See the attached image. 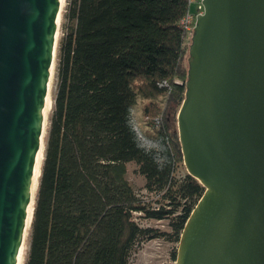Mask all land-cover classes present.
<instances>
[{
  "label": "trees",
  "instance_id": "obj_1",
  "mask_svg": "<svg viewBox=\"0 0 264 264\" xmlns=\"http://www.w3.org/2000/svg\"><path fill=\"white\" fill-rule=\"evenodd\" d=\"M186 8V0H66L23 264H130L146 237L173 241L175 261L204 190L177 173L190 41L178 21ZM137 95L154 129L147 141L132 119ZM128 162L152 201L126 178ZM135 212L167 220L169 231L141 227Z\"/></svg>",
  "mask_w": 264,
  "mask_h": 264
},
{
  "label": "water",
  "instance_id": "obj_2",
  "mask_svg": "<svg viewBox=\"0 0 264 264\" xmlns=\"http://www.w3.org/2000/svg\"><path fill=\"white\" fill-rule=\"evenodd\" d=\"M61 0H0V264L23 241ZM176 130L204 187L174 264H264V0H202Z\"/></svg>",
  "mask_w": 264,
  "mask_h": 264
},
{
  "label": "rangeland",
  "instance_id": "obj_3",
  "mask_svg": "<svg viewBox=\"0 0 264 264\" xmlns=\"http://www.w3.org/2000/svg\"><path fill=\"white\" fill-rule=\"evenodd\" d=\"M66 5V0H61L60 2V11L59 19L57 26L56 40H58L61 35V22ZM57 46V41H56ZM56 54V52H55ZM56 58H54L53 63V72L51 78V84L49 89V100L47 110L45 112V130L47 127V117L52 107V97L55 91V63ZM144 100L137 95L135 103L131 106V113L134 126L139 133V135L145 140H149L154 136V129L150 125V118L144 117L142 113V105ZM41 153H43V147L41 148ZM186 171L183 163L177 169V173H182ZM126 178L134 188L136 194L144 199L151 200L153 198L152 194H148L144 189V178L136 171V165L134 162H128L126 164ZM134 220L138 222L141 227L151 228L155 231H169L168 222L165 219L156 220L145 218L139 213H133ZM28 245V236L26 237L25 249L22 256V264L26 254V249ZM176 244L173 241L164 239L161 237H146L140 239L131 249L129 254V263L130 264H174L172 260V251L175 248Z\"/></svg>",
  "mask_w": 264,
  "mask_h": 264
},
{
  "label": "built area",
  "instance_id": "obj_4",
  "mask_svg": "<svg viewBox=\"0 0 264 264\" xmlns=\"http://www.w3.org/2000/svg\"><path fill=\"white\" fill-rule=\"evenodd\" d=\"M186 3V12L178 21V25L186 32V35L189 37L192 32V27L195 25L196 15L203 12V4L202 0H186Z\"/></svg>",
  "mask_w": 264,
  "mask_h": 264
},
{
  "label": "bare ground",
  "instance_id": "obj_5",
  "mask_svg": "<svg viewBox=\"0 0 264 264\" xmlns=\"http://www.w3.org/2000/svg\"><path fill=\"white\" fill-rule=\"evenodd\" d=\"M60 11V9H59ZM59 19V16H58ZM52 72H53V65L51 68V72H50V76H49V80H48V85H47V96H46V101H45V106H44V124H45V112L47 110V106H48V100H49V89H50V84H51V78H52ZM43 132H44V127H43ZM43 139V136H42ZM41 146H42V142L40 145V149L37 153V158H36V167H35V172H34V176H33V183H32V196L34 193V189H35V182H36V178H37V174H38V168H39V159H40V154H41ZM32 208V202L31 205L29 206V215H28V219H27V223L25 226V231H24V237H23V241L19 250V254H18V258H17V263L16 264H21V259H22V255H23V251H24V247H25V241H26V236H27V228H28V221H29V217H30V210Z\"/></svg>",
  "mask_w": 264,
  "mask_h": 264
}]
</instances>
